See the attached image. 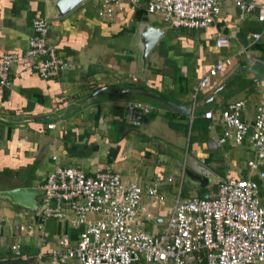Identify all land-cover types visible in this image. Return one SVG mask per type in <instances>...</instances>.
I'll list each match as a JSON object with an SVG mask.
<instances>
[{"label": "crops", "instance_id": "1", "mask_svg": "<svg viewBox=\"0 0 264 264\" xmlns=\"http://www.w3.org/2000/svg\"><path fill=\"white\" fill-rule=\"evenodd\" d=\"M249 1L264 4V0ZM49 14L44 0H0V59L5 54L24 56L33 35L32 20ZM48 22V43L68 66L59 77L45 80L34 70V60L27 59L13 64L10 85L0 86V192L41 189L55 155L62 165L87 175L109 169L124 182L143 187L159 180L158 193L164 199L144 195L142 204L155 212L144 228L160 231L173 201L183 196V173L174 177L171 161L175 157L170 152L186 150L185 155L224 180H256L264 203V179L259 178L264 164L255 173L248 166L247 145L220 144L223 124L203 116L207 111L218 116L228 104L243 101L242 118L251 123L255 117L264 97V23L257 21L255 13L240 19L237 7L225 1L207 28L170 29L155 25L146 5L134 10L124 6L108 21L97 17L90 0L68 16ZM148 27L159 28L161 37L143 71L138 34ZM253 34L261 38L253 40ZM221 37L229 39L228 47L215 46ZM221 61L224 69L213 84L197 90L203 74ZM131 87L192 105V114L172 112L137 90L131 96L114 94ZM128 101L153 108L138 126L132 124ZM169 177L172 182L167 181ZM220 182L214 178L205 188L189 185V191L214 196ZM41 196L33 212L0 199V264H53L51 251L58 239L67 236L71 243L76 241L82 228L72 224L71 213L64 219L41 220ZM190 197L186 193L183 199Z\"/></svg>", "mask_w": 264, "mask_h": 264}, {"label": "built area", "instance_id": "2", "mask_svg": "<svg viewBox=\"0 0 264 264\" xmlns=\"http://www.w3.org/2000/svg\"><path fill=\"white\" fill-rule=\"evenodd\" d=\"M97 17L111 21L116 10L124 6L134 10L145 2L149 15L158 14L170 29H204L212 25L225 1L239 10L240 19L255 13L264 23V4L249 0H91ZM33 35L24 56L5 54L0 59V86L10 85L13 64L33 59V68L42 79L59 77L66 69L56 48L48 43L49 22L41 17L32 20ZM259 40L260 34H253ZM215 46H229V39L219 38ZM225 62L212 65L198 82L197 90H205L223 71ZM126 108L132 124L140 125L152 107L128 101ZM243 101L226 106L218 116L212 111L204 118L220 121L224 130L218 142L241 145L250 132L254 159L248 166L256 170L264 164V97L254 121L242 118ZM54 166L41 187L43 200L41 220L64 219L72 214V224L81 227L74 243L60 237L51 251L53 264H264V203L260 186L252 179H228L217 186L210 197L181 199L177 197L160 233L144 228L152 214L142 204L143 195L157 201L159 180L145 187L124 182L112 170L87 175L82 170L64 166L53 156ZM264 179V173L259 174ZM173 178L169 177L168 182ZM93 218H89V216ZM32 234V227L27 228ZM24 230V228H21ZM45 237L46 234L43 233ZM18 250V246H12Z\"/></svg>", "mask_w": 264, "mask_h": 264}, {"label": "water", "instance_id": "3", "mask_svg": "<svg viewBox=\"0 0 264 264\" xmlns=\"http://www.w3.org/2000/svg\"><path fill=\"white\" fill-rule=\"evenodd\" d=\"M48 5L51 14L46 17H42L45 20H55L68 16L76 8L85 4L90 0H44ZM161 37V32L159 28L148 27L145 30H140L138 34L139 48L142 53V70L145 71V64L148 54L155 47ZM137 90L138 94L146 97L150 100L156 101L163 106L170 109L172 112L190 116L192 114V105H180L171 102L160 95L154 94L143 87H131L123 90L114 91L115 95L118 96H131L132 91ZM104 89L98 90V92H103ZM96 92V93H98ZM178 167L183 173V177H187L192 182L198 184L200 187L205 188L208 186L211 179H218L221 182L225 181L223 178L219 177L212 169L197 160L191 155H185L183 160H178L176 162ZM43 194L41 189L33 188H16L7 192H0V199L6 200L7 202L17 205L21 208L36 211L39 205L37 197ZM157 222L163 221L162 219H155ZM163 230H160L162 233Z\"/></svg>", "mask_w": 264, "mask_h": 264}, {"label": "rangeland", "instance_id": "4", "mask_svg": "<svg viewBox=\"0 0 264 264\" xmlns=\"http://www.w3.org/2000/svg\"><path fill=\"white\" fill-rule=\"evenodd\" d=\"M141 5H142V6L145 5V2H142ZM149 16H150L152 22H153L155 25H157V26H161V27H162V26H166V24L163 23L162 18L160 17V15H158V14H153V15H149ZM154 104H156V103H154ZM251 121L253 122V121H254V118H253ZM252 122H251V123H252ZM196 124H197V122L195 123V125H196ZM193 130L195 131V128H194ZM190 136H192L191 133H189V137H190ZM249 139H250V132L247 134L244 143H245V144L247 145V147L249 148V157H250V159H254L255 151H254V148L252 147L251 143H249V142H250ZM183 149H185V148H183ZM170 153H172V155L175 157V159L171 161V162H172V163H171V164H172V167H174V168L176 169V173H177V174H175L174 177L179 178V177H180L181 170H180V168L178 167V165L176 164V162H177L178 160H183V158H184V156H185V153H186V150H175V151H172V152H170ZM244 167L247 168V167H246V164H245ZM247 169H248V168H247ZM254 172L259 174V170H258V169L254 170ZM178 174H179V175H178ZM189 185L192 186L193 188H198V186H197L198 184L192 182V181H191L190 179H188L187 177H183V182H182V185H181V191H182V193H183V196H184V194L189 193V194H191V197H190V198H194V197H202L203 194H201V193H199V192H192V191H189V190L192 189L191 187H189ZM178 187H179V185L176 186V193H175V194H177V192H178ZM183 196H182L181 199H183ZM192 196H193V197H192ZM42 198H43V196H41V198H39V200L42 199ZM144 198H145V196L143 195L142 202H144ZM184 199H185V198H184ZM260 199H261V198H260ZM151 213L155 214V212H151ZM89 218L91 219V218H93V216L90 215ZM151 228H152V227H149L147 230H148V231H151V230L154 231L153 229H154L155 227H153L152 229H151Z\"/></svg>", "mask_w": 264, "mask_h": 264}, {"label": "trees", "instance_id": "5", "mask_svg": "<svg viewBox=\"0 0 264 264\" xmlns=\"http://www.w3.org/2000/svg\"><path fill=\"white\" fill-rule=\"evenodd\" d=\"M171 127H174L175 125L173 123H170Z\"/></svg>", "mask_w": 264, "mask_h": 264}]
</instances>
